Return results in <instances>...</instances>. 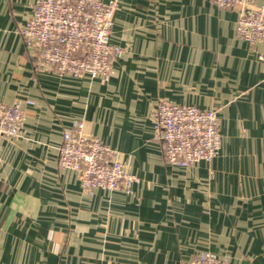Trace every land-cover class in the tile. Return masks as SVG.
<instances>
[{"label":"crops","instance_id":"1","mask_svg":"<svg viewBox=\"0 0 264 264\" xmlns=\"http://www.w3.org/2000/svg\"><path fill=\"white\" fill-rule=\"evenodd\" d=\"M115 1L120 55L92 79L35 70L19 35L35 0H0V103L32 102L0 141V264H264V42L240 40L238 9L212 0ZM161 100L216 111V157L165 162ZM75 124L136 177L129 194H86L57 166Z\"/></svg>","mask_w":264,"mask_h":264},{"label":"built area","instance_id":"2","mask_svg":"<svg viewBox=\"0 0 264 264\" xmlns=\"http://www.w3.org/2000/svg\"><path fill=\"white\" fill-rule=\"evenodd\" d=\"M254 1L212 0L220 9H238L236 35L251 45L264 42V4ZM115 9V0H35L29 19L19 29L34 69L73 78H108L120 55L119 47L109 42ZM31 104L28 100L0 103V141L22 133L23 107ZM154 131L162 142L165 162L180 169L208 163L220 150L219 121L213 110L161 100L155 110ZM56 163L76 173L86 194L99 189L129 194L137 181L117 153L98 138L85 135L80 124L62 133ZM190 264L228 262L203 252Z\"/></svg>","mask_w":264,"mask_h":264}]
</instances>
